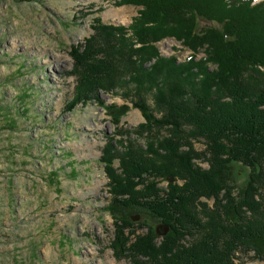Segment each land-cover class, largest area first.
<instances>
[{
    "label": "trees",
    "instance_id": "16d2710c",
    "mask_svg": "<svg viewBox=\"0 0 264 264\" xmlns=\"http://www.w3.org/2000/svg\"><path fill=\"white\" fill-rule=\"evenodd\" d=\"M113 1L138 14L128 26L93 18V33L71 51L76 84L66 107L96 100L119 126L131 103L145 118L135 129L145 144L116 138L118 129L102 148L112 249L133 264L264 258V0ZM168 38L192 52L164 56L158 42ZM101 90L127 102L106 104ZM237 163L250 170L236 193ZM135 215L167 232L139 222L148 230L137 233Z\"/></svg>",
    "mask_w": 264,
    "mask_h": 264
},
{
    "label": "rangeland",
    "instance_id": "374dc122",
    "mask_svg": "<svg viewBox=\"0 0 264 264\" xmlns=\"http://www.w3.org/2000/svg\"><path fill=\"white\" fill-rule=\"evenodd\" d=\"M138 9L113 0H0V264H133L111 246L116 225L100 157L118 129L116 138L145 144L135 132L145 118L131 103L119 126L96 100L66 107L76 84L71 51L93 33V18L128 26ZM158 46L179 61L192 52L172 38ZM99 95L106 104L127 102L120 93ZM195 146L205 149L202 141ZM235 170L237 193L250 169L237 163ZM133 219L137 233L147 232L139 225L147 222L163 235L160 223ZM238 262L264 264V258L239 252Z\"/></svg>",
    "mask_w": 264,
    "mask_h": 264
},
{
    "label": "water",
    "instance_id": "95a60500",
    "mask_svg": "<svg viewBox=\"0 0 264 264\" xmlns=\"http://www.w3.org/2000/svg\"><path fill=\"white\" fill-rule=\"evenodd\" d=\"M167 229H168V228H166V229H165L166 231L164 230V232H163V233L167 232Z\"/></svg>",
    "mask_w": 264,
    "mask_h": 264
}]
</instances>
